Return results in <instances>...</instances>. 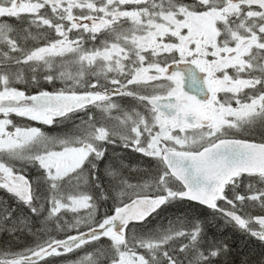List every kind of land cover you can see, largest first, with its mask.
<instances>
[{"label": "snow or ice", "instance_id": "obj_1", "mask_svg": "<svg viewBox=\"0 0 264 264\" xmlns=\"http://www.w3.org/2000/svg\"><path fill=\"white\" fill-rule=\"evenodd\" d=\"M0 191L33 238L0 264H221L199 218L152 226L182 202L264 246V0H0Z\"/></svg>", "mask_w": 264, "mask_h": 264}, {"label": "trees", "instance_id": "obj_2", "mask_svg": "<svg viewBox=\"0 0 264 264\" xmlns=\"http://www.w3.org/2000/svg\"><path fill=\"white\" fill-rule=\"evenodd\" d=\"M20 87H23L21 85ZM43 88L52 91L54 90L53 85L43 84ZM61 87L60 83L57 82L55 85V89ZM30 91H36L35 88H30ZM123 103L125 105H130L132 102L125 98ZM43 129L50 132V134H60L68 130L71 125L62 128H51L49 129L47 126H41ZM248 139L255 140L256 142H260L261 133L260 131L255 132L253 135L248 136ZM115 153L118 158H122L123 163L128 166L126 170V174L131 172L133 182L136 179H139L141 173L151 168L153 165V161L149 158L143 157L138 153L132 152L128 149H122L120 147L115 148ZM108 155L111 157L113 155V147L109 146ZM119 159L117 163H119ZM138 169V172H132V169ZM32 173H30L31 175ZM0 201H4L9 205H15L13 199L8 196L7 193L0 191ZM108 210L111 212V201H108L107 204L104 205L101 211ZM19 214V213H18ZM254 214H259L254 213ZM177 216H186L189 218H199L200 220L206 223L207 231L210 237H215L217 240H222L229 245L230 254L221 258V264H242V262L251 258L254 260L259 257L262 252H264V246L261 243L251 238L248 235L243 234L234 228L231 224H226L222 218L217 215L215 219H213L211 210L204 208L199 205L191 204L190 202H182L177 203L173 206H170L167 211L161 214L160 217L156 218L153 223V227L159 226L161 224L167 225L169 219H174ZM42 227V223L40 220H36L34 223L33 230ZM19 239L12 237L7 231L0 232V247H12L14 249H19L22 247H26L32 244L33 238L25 231L23 234L17 233Z\"/></svg>", "mask_w": 264, "mask_h": 264}, {"label": "flooded vegetation", "instance_id": "obj_3", "mask_svg": "<svg viewBox=\"0 0 264 264\" xmlns=\"http://www.w3.org/2000/svg\"><path fill=\"white\" fill-rule=\"evenodd\" d=\"M15 120H17V121H21V120H23V118H19V117H13ZM25 123H31V124H34V125H36V126H39V127H41V126H44V125H38V124H35V122H31V121H24ZM222 204H223V202H221Z\"/></svg>", "mask_w": 264, "mask_h": 264}, {"label": "rangeland", "instance_id": "obj_4", "mask_svg": "<svg viewBox=\"0 0 264 264\" xmlns=\"http://www.w3.org/2000/svg\"><path fill=\"white\" fill-rule=\"evenodd\" d=\"M34 126H36V125H34Z\"/></svg>", "mask_w": 264, "mask_h": 264}]
</instances>
